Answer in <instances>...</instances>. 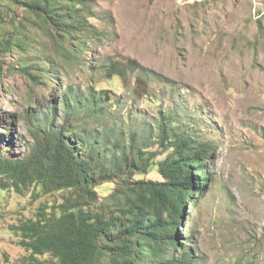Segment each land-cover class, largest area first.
Segmentation results:
<instances>
[{"label":"rangeland","instance_id":"374dc122","mask_svg":"<svg viewBox=\"0 0 264 264\" xmlns=\"http://www.w3.org/2000/svg\"><path fill=\"white\" fill-rule=\"evenodd\" d=\"M86 4L97 31L82 44L71 40L67 47L75 59L59 55L34 29L26 52L5 55L0 154L25 156L33 144L29 112L44 128H52L42 123L46 116L60 127L66 100L74 95L83 108L79 125L87 133L103 129L124 146L136 137L147 143L146 151L157 152L158 161L172 150L161 145L165 129L188 137L210 151L204 163L208 184L182 211L179 243L193 264H264V0ZM12 8L5 15L17 16V22L23 9ZM15 28L14 21L3 24L0 38ZM32 63L50 70L46 82L25 75ZM118 64L121 75L112 73ZM91 91L102 97L105 118L84 120ZM52 106L56 115L49 113ZM136 178L162 179L158 166ZM114 186L104 183L98 191L105 196ZM64 196L65 191L45 193L40 185L20 192L0 185V264H14L26 254L14 227Z\"/></svg>","mask_w":264,"mask_h":264},{"label":"trees","instance_id":"16d2710c","mask_svg":"<svg viewBox=\"0 0 264 264\" xmlns=\"http://www.w3.org/2000/svg\"><path fill=\"white\" fill-rule=\"evenodd\" d=\"M12 5L23 9L17 22V16L5 15V11L14 12ZM87 7L86 0H0V27L9 21L16 27L11 35L0 38V87L5 55L13 50L26 52L32 29L46 35L59 55L75 59L74 49L67 47L71 40L82 44L84 36L97 31L90 26ZM119 68L118 64L112 73L121 75ZM23 71L34 81L40 77L46 82L51 74L44 65L34 63ZM89 96L84 120L105 118L102 97L94 91ZM66 102L60 127L53 125L55 117L43 118L44 126H52L50 130L29 112L33 144L25 156L0 154L3 189L20 192L40 185L45 193L66 192L62 202L42 205L36 218L14 227L26 250L14 264H193L176 231L188 199H196L208 184L204 163L209 149L177 133L168 135L165 129L161 145L165 151L172 150L158 161L157 152L146 151L147 143L140 144L136 137L124 146L103 129L87 133L79 125L83 108L78 97ZM49 113L56 115V106ZM154 166L161 180L136 178ZM104 183L115 186L101 196L98 188Z\"/></svg>","mask_w":264,"mask_h":264}]
</instances>
